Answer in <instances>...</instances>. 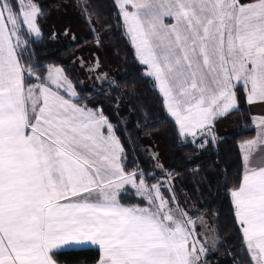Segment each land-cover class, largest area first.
<instances>
[{"label":"snow or ice","instance_id":"1","mask_svg":"<svg viewBox=\"0 0 264 264\" xmlns=\"http://www.w3.org/2000/svg\"><path fill=\"white\" fill-rule=\"evenodd\" d=\"M113 4L177 138L206 148L241 97L264 104V0ZM74 7L92 24L90 0ZM43 15L35 0H0V264H58L57 255L93 246L96 264H206L216 229L181 204L173 174L159 164L162 179L128 169L103 104L81 96L63 67L29 55ZM98 69L97 58L88 69L97 95L111 98L119 82ZM253 124L257 136L241 145V172L226 190L247 257L241 264H264V159L254 160L264 149V117Z\"/></svg>","mask_w":264,"mask_h":264},{"label":"trees","instance_id":"2","mask_svg":"<svg viewBox=\"0 0 264 264\" xmlns=\"http://www.w3.org/2000/svg\"><path fill=\"white\" fill-rule=\"evenodd\" d=\"M90 2L91 19L96 22L95 32L87 24L84 36L57 48L45 27V21L56 4L50 1L39 3L44 13L39 20L42 38L36 39L31 45L29 55H33V60L39 66L63 67L81 96L95 97L91 100L92 104H103L105 113L117 126L118 135L124 142L128 169L152 173L162 179L164 173L156 167L159 164L173 174L180 202L181 196L184 197L186 201L183 204L193 211L198 210L199 215L206 217L216 229L215 234L212 233L217 241L216 247L209 251L206 264H241L247 257L241 250L226 190L241 172L240 145L253 139L256 134L247 103L241 97L239 110L229 114L235 119V129L219 134L215 144L199 148L191 142V138L188 142L177 138L174 123L165 121L162 115L161 97L153 91L148 78L143 77V66L137 62L130 44L121 36L113 0ZM97 38L102 45L108 46L112 54L109 57L113 62L111 65L120 70L119 76H113V80L119 82V88L111 91V98L97 95L101 90L98 83L95 88H83L78 84L81 78L75 63L76 56L97 46ZM87 61L91 60H86L84 69L87 68ZM102 91L109 93L110 89L104 87ZM157 138L166 151L168 160L164 166L154 148ZM156 172L161 174L157 175ZM148 182L152 184L156 180ZM98 258L99 251L95 248L67 251L56 257L58 264H95Z\"/></svg>","mask_w":264,"mask_h":264},{"label":"rangeland","instance_id":"3","mask_svg":"<svg viewBox=\"0 0 264 264\" xmlns=\"http://www.w3.org/2000/svg\"><path fill=\"white\" fill-rule=\"evenodd\" d=\"M49 1L51 3L54 2L56 6L54 7V10L50 13L48 19L45 21V27L50 34H52L53 32L56 33V37L54 39L53 38L51 39L52 43L55 44L54 46L56 48L69 43L70 40L74 41L72 39L73 35L75 36L76 40H79L82 36L85 35L86 32L84 30L85 29L84 27H86L87 23L85 22V20L82 19L79 10L76 7H74L75 0H35L37 4L42 2H49ZM89 26L91 28L96 27V22L94 19H92V24H89ZM66 29L68 30V35L64 34ZM64 40L65 42L63 43ZM108 49H109L108 46L105 45H102L101 48H99L98 46H94V47L92 46L90 49L84 50L83 53L76 56L77 60L75 63L79 67V75L81 78L78 80V84L80 87L90 88L91 86H94L97 83V80L95 79L97 73H90L88 71V69L93 65V62L97 60L95 56L97 58L99 56L98 59L99 74L105 73L109 78V80H113V78H115L113 76H119L120 70L118 69V67L111 65L113 62L109 60L110 59L109 57H111L112 54ZM115 55L117 56V54ZM118 57L120 56L118 55ZM87 59H90L91 61L90 62L87 61V65L85 64L87 68L84 69L81 65L83 64L84 66V63H86ZM252 116L253 118L261 117V115L258 114H252ZM223 118L225 119L224 127H226L227 129H222L223 127L222 124L215 125V131L218 136L219 134H223L224 132L235 129V119L232 116H229L228 114ZM233 120L234 122H232ZM252 126L254 127L255 133L257 134V130L253 123ZM155 142L156 145L154 148L159 153L158 154L160 158L159 160L161 164L164 166L165 162H167L168 160L166 157V151L164 150L162 144L160 143L159 138H157ZM156 174L160 175L161 173L156 172ZM181 199H182L181 204L184 205L183 203L186 200L182 196ZM200 230L203 231V229ZM209 237H212V233H209ZM201 239H204V237H201ZM208 247L210 249H213L211 247V239L209 241Z\"/></svg>","mask_w":264,"mask_h":264},{"label":"crops","instance_id":"4","mask_svg":"<svg viewBox=\"0 0 264 264\" xmlns=\"http://www.w3.org/2000/svg\"><path fill=\"white\" fill-rule=\"evenodd\" d=\"M135 54V53H134ZM247 108H248V111H249V114L250 116L252 117L253 119V116L252 114H258V115H261V117H264V104H254V105H248L247 104ZM224 118H220L217 120L216 122V125H219V124H222L223 127L222 129H227L226 127H224ZM234 122V120L232 121ZM228 124V123H227ZM230 124V123H229ZM227 131V130H225ZM257 136V134H256ZM256 136L254 138H256ZM253 138V139H254ZM242 145V144H241ZM241 145H240V154H241V157H242V150H241ZM264 159V149H261L257 154L256 156L254 157V160L257 164H259L261 162V160ZM90 248H95L94 246L93 247H90ZM96 249V248H95ZM96 264V263H95Z\"/></svg>","mask_w":264,"mask_h":264}]
</instances>
